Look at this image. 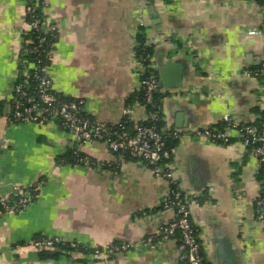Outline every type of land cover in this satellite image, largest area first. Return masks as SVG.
Masks as SVG:
<instances>
[{
	"label": "crops",
	"instance_id": "crops-1",
	"mask_svg": "<svg viewBox=\"0 0 264 264\" xmlns=\"http://www.w3.org/2000/svg\"><path fill=\"white\" fill-rule=\"evenodd\" d=\"M56 31L48 64L55 92L83 103L84 114L115 124L138 77L133 71L137 26L159 69L179 65L177 87H159L166 128L182 136L172 148L178 185L193 195L189 221L201 237L205 264H264V225L254 220L257 163L235 140L195 139L196 130L254 118L264 86L244 75L263 59L264 5L256 0H45ZM25 0H0V197L14 186L39 185L18 211L0 214V264H176L178 242L153 247L146 237L173 211L162 207L169 186L141 161L119 158L92 141L77 149L89 164L57 163L75 145L57 121L38 126L10 120L18 76ZM251 29L259 33L249 35ZM132 118L146 109L132 103ZM133 128V124H132ZM36 237H58L72 248L130 246L113 257L60 249L40 258Z\"/></svg>",
	"mask_w": 264,
	"mask_h": 264
},
{
	"label": "built area",
	"instance_id": "built-area-1",
	"mask_svg": "<svg viewBox=\"0 0 264 264\" xmlns=\"http://www.w3.org/2000/svg\"><path fill=\"white\" fill-rule=\"evenodd\" d=\"M40 4L38 13L35 11V5H25V17L30 18L27 25L29 29H33L39 34L36 42H31L32 46L26 50L36 55L35 60L22 69V82L14 85L11 90L10 120L38 126L59 120L62 127L72 135L76 149L79 145L97 141L104 144L111 153L117 154L119 158H123L126 153L131 158L141 161L155 177L162 178L167 182L169 189L163 199L162 207L173 211L171 220L146 237L144 244L153 247L160 240H166L175 231H178L180 242L176 264H205L201 237L192 228L189 221V205L194 202V196L180 189L170 160L172 149H167L165 146L166 139L178 141L182 135L170 128L164 127L162 130H158L153 125L143 124L146 120H164L161 105H156V111L153 112L148 109L154 106L153 93L158 88L157 77L152 72L145 74L146 70H156L152 59L148 57L150 60L148 66H144L142 61L135 58L133 62V71L138 77L135 90L143 92V102L140 105L146 109L143 120H134L131 115L132 107L127 104L122 109L121 119L115 124L92 120L84 114L82 101L72 98L62 100L52 87L48 75V64L57 36L54 26L48 21L45 13L47 7L45 0H41ZM259 32L260 30L251 29L247 33L254 35ZM20 42L26 45L30 40L21 38ZM260 63V69L244 71L243 74L256 77L259 72L264 73V59ZM29 78H32L35 83L32 91L28 89ZM258 106L263 109L264 101H261ZM221 120L225 125L222 131L207 127L196 130L192 134L193 137L201 141L227 143L232 138L230 132L233 131L236 135L235 140L244 147L255 145L252 152L259 168L264 163V127L256 129L244 125L233 120L227 114L223 115ZM126 121L133 124L132 134L124 129ZM112 126H116V129H112ZM168 159L170 161L165 162ZM79 162L83 165L89 164L87 158L80 159ZM38 189L39 185L36 184L12 187L10 195L0 197V214L22 209L30 202V199L24 194L29 191L36 192ZM11 195L17 196L15 203H10ZM254 220L264 225V196H261L260 193L254 199ZM60 241L58 237H41L30 240L28 244L35 248H52ZM71 246L74 245L71 244ZM129 246L128 243L109 244L103 248H95L93 253L94 255L113 257Z\"/></svg>",
	"mask_w": 264,
	"mask_h": 264
},
{
	"label": "trees",
	"instance_id": "trees-1",
	"mask_svg": "<svg viewBox=\"0 0 264 264\" xmlns=\"http://www.w3.org/2000/svg\"><path fill=\"white\" fill-rule=\"evenodd\" d=\"M40 1L41 0H25L27 5H29V4L35 5V11L37 13L40 11V6H41ZM256 1H257V3L259 5H264V0H256ZM25 21L27 23H29L30 22V18L29 17H25ZM38 34L39 33L37 31H34L33 29H29V30H27L26 32H24L22 34V38L30 40V42L27 43L26 45L25 44H21V49H20L21 50V52H20L21 54H20L19 59H18V76H17V79H16L14 85H16L17 83H21L22 82V80H23V77L21 75L22 74V69L35 60L36 55L32 54V53H29L26 50H27L28 47L32 46L31 42L32 43L36 42ZM134 56H135V59L142 61L144 66H148L150 64L149 58L152 59V49H151L150 46H148L146 44V28L143 27V26H137V29H136ZM263 59H264V56H263ZM260 64L261 63H259L256 67H254L251 70L260 69V67H261ZM150 72H152L158 79L156 70H146L145 74H149ZM255 78L258 80V82L262 86H264V73L259 72L256 75ZM14 85H13V87H14ZM28 85H29L28 89L30 91H32L33 88H34V85H35V83L32 80V78H29ZM58 96L62 100H67L68 99V97L63 96L62 94H59V93H58ZM153 100H154V106L148 108L149 111H152V112L156 111V105H161L160 104L159 95H158V88L153 93ZM142 102H143V92L141 90L133 91L128 96V98L126 100V104L127 105H131L132 103H139L140 104ZM57 122L60 123L59 120H57ZM143 124H145V125H153L158 130H162L165 127L164 121H161V120H158V121L146 120V121L143 122ZM243 124L244 125H248V126H252V127L256 128V129L263 128L264 127V107H263V109H261L259 106L255 107L253 120H250L247 123H243ZM224 126H225L224 124H222L221 126L220 125H215L212 128H214L217 131H222L224 129ZM112 129H116V126H112ZM124 129L129 134H132V123L130 121H126L124 123ZM175 142H176L175 140L166 139V141H165L166 148L167 149H172L174 147V145H175ZM254 146L255 145H248L246 148L248 150L252 151ZM124 157L131 158L126 153L124 154ZM83 158H87V157L84 156L81 152H79V150H77L75 145H74L72 148L68 149L66 153H64L61 157H59L57 159V163L59 164V163L68 162V163H71V164L81 165L79 160L83 159ZM132 159H134V158H132ZM170 160L168 159L165 162H169ZM256 181L259 184L258 194L260 193L261 196H264V163H262L260 165V167L257 169ZM34 193L35 192L29 191L27 194H24V196L28 197L30 199V201H32L33 198L35 197ZM16 200H17V196L16 195H11L10 198H9L10 203H15ZM170 237L176 238L177 242L179 244V242H180V238H179L180 234H179L178 231H175ZM36 238H41V237H36ZM57 247L60 248V249H66V250H68L70 252H73V251L76 250V251L82 252L83 254H89V253L93 252L92 249H85V248H82V247L74 249V248L70 247L68 244H65V243H62V242L58 243ZM41 249H43V248H41ZM57 255H58L57 252H52V251H49L47 249L45 250V248L43 250H40V252H39V257L42 258V259L48 258V257L49 258L57 257Z\"/></svg>",
	"mask_w": 264,
	"mask_h": 264
},
{
	"label": "water",
	"instance_id": "water-1",
	"mask_svg": "<svg viewBox=\"0 0 264 264\" xmlns=\"http://www.w3.org/2000/svg\"><path fill=\"white\" fill-rule=\"evenodd\" d=\"M179 65L171 63L159 69V87H177L180 84L181 74Z\"/></svg>",
	"mask_w": 264,
	"mask_h": 264
}]
</instances>
